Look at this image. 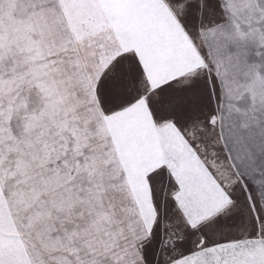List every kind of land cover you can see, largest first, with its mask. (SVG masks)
I'll use <instances>...</instances> for the list:
<instances>
[{
  "label": "snow or ice",
  "instance_id": "1",
  "mask_svg": "<svg viewBox=\"0 0 264 264\" xmlns=\"http://www.w3.org/2000/svg\"><path fill=\"white\" fill-rule=\"evenodd\" d=\"M0 264H264V0H0Z\"/></svg>",
  "mask_w": 264,
  "mask_h": 264
}]
</instances>
